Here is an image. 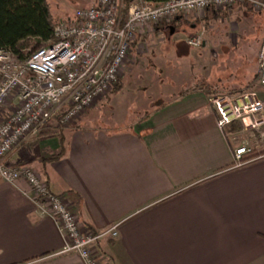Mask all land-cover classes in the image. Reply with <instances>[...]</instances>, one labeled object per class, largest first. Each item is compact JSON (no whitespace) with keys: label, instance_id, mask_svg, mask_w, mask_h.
I'll return each mask as SVG.
<instances>
[{"label":"crops","instance_id":"crops-1","mask_svg":"<svg viewBox=\"0 0 264 264\" xmlns=\"http://www.w3.org/2000/svg\"><path fill=\"white\" fill-rule=\"evenodd\" d=\"M182 19L175 24L189 25ZM165 28L174 44L175 28ZM215 90L186 91L119 131L51 122L6 164L39 173L83 228L118 225L119 237L96 247L103 264H264V156L233 168V144L210 104ZM259 94L264 100L263 88ZM53 125L59 131L46 136ZM64 245L28 183L0 179V264H85L63 254Z\"/></svg>","mask_w":264,"mask_h":264},{"label":"built area","instance_id":"built-area-1","mask_svg":"<svg viewBox=\"0 0 264 264\" xmlns=\"http://www.w3.org/2000/svg\"><path fill=\"white\" fill-rule=\"evenodd\" d=\"M249 3L264 11L258 0H168L158 6L132 2L123 21L121 0H98L58 22L54 42L32 51L24 61L0 49V179L25 180L40 216H52L64 236L63 254L77 253L85 264H103L96 247L104 238L117 239L118 225L101 233L83 228L69 200L51 192L45 179L31 168H11L7 158L46 125L66 128L93 103L115 90L137 35L152 24H170L178 16L209 9H232ZM205 30L186 44L199 48ZM257 82L264 89V37L257 57ZM217 127L227 138L245 134L247 141L233 151L234 169L264 147V100L256 92L223 94L210 98ZM239 127L233 133L231 126Z\"/></svg>","mask_w":264,"mask_h":264},{"label":"rangeland","instance_id":"rangeland-1","mask_svg":"<svg viewBox=\"0 0 264 264\" xmlns=\"http://www.w3.org/2000/svg\"><path fill=\"white\" fill-rule=\"evenodd\" d=\"M46 1L58 23L77 10L93 7L98 0ZM121 1L124 3V0ZM182 17L183 23L189 25H176L175 20L170 24L160 22L139 33L121 73H127L129 67H134L133 76L125 77L121 85V75L117 87L120 91L116 88L93 103L67 128L119 131L144 117L146 112L195 89L198 83L205 89L216 88L213 96L245 92L259 94L261 87L257 82V66H254L253 58L264 37V11L243 3L232 9H209ZM158 26L162 29L155 30ZM167 26L176 30L174 44L169 43L172 40L169 29H163ZM203 29V44L207 45L202 44L199 48L188 46L186 39ZM223 43L229 44V47L223 48ZM42 47L46 45L35 41L31 52ZM166 59L172 64L168 68ZM55 131L59 130L53 125L45 135ZM235 136L234 140L230 138L234 150L248 138L240 133Z\"/></svg>","mask_w":264,"mask_h":264},{"label":"trees","instance_id":"trees-1","mask_svg":"<svg viewBox=\"0 0 264 264\" xmlns=\"http://www.w3.org/2000/svg\"><path fill=\"white\" fill-rule=\"evenodd\" d=\"M135 0H124L123 21L128 16V7ZM158 6L168 0H141ZM264 4V0H258ZM46 0H0V49L7 50L15 60L24 61L34 47L35 41L48 46L54 42V31L57 22ZM135 42L132 44V46ZM196 90H208L198 83ZM117 90L120 91L119 88ZM239 133V127L233 125L229 129ZM63 143V139L61 140ZM64 149L59 156L63 155ZM264 155V148L244 159L249 161Z\"/></svg>","mask_w":264,"mask_h":264},{"label":"water","instance_id":"water-1","mask_svg":"<svg viewBox=\"0 0 264 264\" xmlns=\"http://www.w3.org/2000/svg\"><path fill=\"white\" fill-rule=\"evenodd\" d=\"M174 32V29L172 28V33Z\"/></svg>","mask_w":264,"mask_h":264}]
</instances>
